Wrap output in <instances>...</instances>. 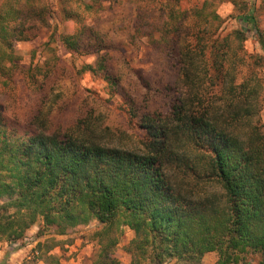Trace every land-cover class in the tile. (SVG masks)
I'll return each instance as SVG.
<instances>
[{
    "label": "trees",
    "instance_id": "16d2710c",
    "mask_svg": "<svg viewBox=\"0 0 264 264\" xmlns=\"http://www.w3.org/2000/svg\"><path fill=\"white\" fill-rule=\"evenodd\" d=\"M38 1L0 4V84L16 103L30 107L23 115L13 113L17 121L0 101V242L22 241L35 225L39 237L51 231L69 235L96 219L99 249L83 264H123L115 251L124 227L134 232L130 264L173 258L203 264L213 251L219 254L214 264H252L248 254L264 264V125L254 82L256 69L264 66V29L257 16L244 9L240 28L225 34L218 12L225 0L187 8L183 0H127L134 20L118 28L128 29L130 45L147 39L162 51L176 69L167 88L178 91L168 112H144L145 134L131 149L114 144L110 127L98 124L93 112L65 118L69 104L57 102L61 109L54 114L58 72L66 66L59 56L32 63L25 71L31 95L18 96L16 76L23 67L15 42L32 40L51 26V4L39 7ZM76 1L79 10L61 0L63 21L73 25L60 39L72 52L96 55L81 71L102 75L117 88L111 63L116 42L101 23L89 21L123 0ZM228 1L236 7L244 2ZM250 23L263 54L244 49ZM58 29L54 25L52 39ZM140 77L145 88L152 86ZM47 262L60 264L53 254Z\"/></svg>",
    "mask_w": 264,
    "mask_h": 264
},
{
    "label": "rangeland",
    "instance_id": "374dc122",
    "mask_svg": "<svg viewBox=\"0 0 264 264\" xmlns=\"http://www.w3.org/2000/svg\"><path fill=\"white\" fill-rule=\"evenodd\" d=\"M5 0H0V4ZM49 2L52 6L53 13L51 15V26L45 27L41 33L34 39L29 41H16V52L21 56V65L23 70L19 71L16 76V87L18 96H29L31 90L28 88L25 71L33 63H43L50 57L59 56L65 62V68L59 72L60 79L56 84L53 99L55 113L60 112L59 105L69 104L66 112L63 114L65 118L71 119L78 113L93 112L94 119L98 124H104L111 129L110 140L118 146L124 148H138L141 145V136L145 134V129L141 125V116L149 110H159L162 112L169 111L171 98L178 94L177 86L171 91L167 88V84L174 82L175 68H170L167 59L162 51L158 50L147 39H143L137 45H130L127 41L128 29L118 28L121 24H126L130 20L133 22L131 15V5L127 0L121 3H113L106 11L101 13L100 19L92 20L91 23H101V31L108 34L110 39H114L117 50H114L112 63V73L118 76L120 86L117 88L109 87L108 81L102 75H97L91 71H81L86 63H95L96 55H80L66 48L60 39V33L72 29V23L63 21V13L61 0H39L37 5L40 7L44 3ZM89 1V0H85ZM196 1L203 0H183L182 7L187 8ZM219 1V0H218ZM217 2V0H216ZM109 4V3H108ZM218 4V3H217ZM262 0H244L236 7L231 1L225 0L219 3L218 12L223 18L222 30L230 33L240 28V19L243 15L242 11L246 9L252 12L258 18L261 29H264V7H261ZM64 5L74 10H79V4L76 0H64ZM155 17V16H153ZM151 17V22L154 18ZM156 24V21H155ZM54 25H58V33L56 39L51 38V32ZM247 38L244 41V49L247 53L263 54V49L259 41V33L250 23L245 27ZM159 35V33H157ZM233 41V46L238 42ZM241 56V55H240ZM248 57V56H247ZM250 63V60L247 59ZM244 68V74H248L250 70ZM257 75L254 82H259V100L257 106L260 122L264 125V66L257 69ZM152 82V86L145 88L141 83V77ZM248 76V75H247ZM253 82V83H254ZM3 85L0 84V101L4 102L8 107V114L14 117L13 113L25 114L30 107H26L24 102L20 104L14 101V97L9 92L3 91ZM94 110V111H93ZM17 121L19 117H14ZM68 120V119H63ZM219 190V189H217ZM38 226V225H36ZM101 224L98 220L93 219L87 225L76 227L69 235H56L51 231L45 238V249L50 246H63L62 240L70 244H76L77 251L74 249L73 254L84 252L85 258L83 263H91L95 258L99 245L95 235V230L100 228ZM124 234L116 248L115 256L123 263H131V254L128 251V245L134 237V232L129 227H124ZM64 237L65 239H62ZM66 243H64L65 245ZM69 250V249H67ZM66 255L67 258L74 255ZM245 256V254H243ZM219 257L217 251L205 254L203 264H214ZM246 260L252 264H256L258 257L253 254L245 256ZM243 261L237 264H243ZM165 264H179L177 259H169Z\"/></svg>",
    "mask_w": 264,
    "mask_h": 264
},
{
    "label": "crops",
    "instance_id": "0c3cea01",
    "mask_svg": "<svg viewBox=\"0 0 264 264\" xmlns=\"http://www.w3.org/2000/svg\"><path fill=\"white\" fill-rule=\"evenodd\" d=\"M39 226H34L31 228L27 234L32 238L31 242L19 241V246L14 245L7 241L0 242V264H49L47 262V257L51 254L56 255L59 258L60 264H83V259L85 256L84 252L81 250L80 253H74L76 244H70L62 240L63 246L56 245L50 246L48 249L44 248L45 238L37 236V231ZM67 236V235H61ZM65 239L64 237H61ZM64 243H66L64 245ZM69 249V250H67ZM34 250L38 251V255H34ZM50 250V251H48ZM73 254L74 257L67 258L66 255Z\"/></svg>",
    "mask_w": 264,
    "mask_h": 264
},
{
    "label": "built area",
    "instance_id": "2783aa9c",
    "mask_svg": "<svg viewBox=\"0 0 264 264\" xmlns=\"http://www.w3.org/2000/svg\"><path fill=\"white\" fill-rule=\"evenodd\" d=\"M23 241L24 242H31L32 241V238H30L29 236H26L24 239H23ZM14 245H16V246H19L20 244H19V242H14ZM34 255H38L39 253H38V251H36V250H34Z\"/></svg>",
    "mask_w": 264,
    "mask_h": 264
}]
</instances>
